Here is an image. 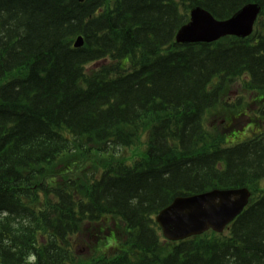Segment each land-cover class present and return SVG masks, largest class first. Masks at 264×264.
I'll return each mask as SVG.
<instances>
[{
    "label": "trees",
    "instance_id": "trees-1",
    "mask_svg": "<svg viewBox=\"0 0 264 264\" xmlns=\"http://www.w3.org/2000/svg\"><path fill=\"white\" fill-rule=\"evenodd\" d=\"M248 3L249 39L175 43L191 8ZM238 81L247 98L224 102ZM240 186L253 199L228 237L164 243L150 224L178 195ZM100 213L140 230L138 256L108 264H264V0H0V264H81Z\"/></svg>",
    "mask_w": 264,
    "mask_h": 264
},
{
    "label": "water",
    "instance_id": "water-1",
    "mask_svg": "<svg viewBox=\"0 0 264 264\" xmlns=\"http://www.w3.org/2000/svg\"><path fill=\"white\" fill-rule=\"evenodd\" d=\"M258 11L257 5H247L231 21L217 23L204 11L195 9L191 12V23L179 31L177 41L181 43L208 42L227 33L246 35ZM81 45L82 40L79 38L75 46ZM247 198L246 190H238L213 192L197 200H180L163 212L157 220L163 228L164 235L171 239L208 226L220 229L241 211Z\"/></svg>",
    "mask_w": 264,
    "mask_h": 264
}]
</instances>
